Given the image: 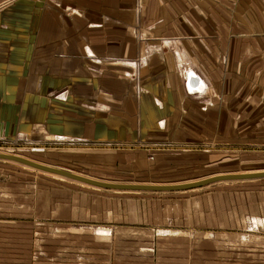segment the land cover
Listing matches in <instances>:
<instances>
[{
    "label": "crops",
    "instance_id": "0c3cea01",
    "mask_svg": "<svg viewBox=\"0 0 264 264\" xmlns=\"http://www.w3.org/2000/svg\"><path fill=\"white\" fill-rule=\"evenodd\" d=\"M41 136L81 171L63 168L106 182L264 171L225 157L264 155V0H0V145ZM23 175L0 185V264H264V243L222 260L198 229H176L222 214L223 228L264 235V177L168 199L156 193L202 187L123 197Z\"/></svg>",
    "mask_w": 264,
    "mask_h": 264
},
{
    "label": "rangeland",
    "instance_id": "374dc122",
    "mask_svg": "<svg viewBox=\"0 0 264 264\" xmlns=\"http://www.w3.org/2000/svg\"><path fill=\"white\" fill-rule=\"evenodd\" d=\"M227 134H230L229 131H226ZM44 136L38 137V141L39 142H32L30 141V143H24V144H19V145H15L16 148L13 145H0V152H4V153H16L22 156H25L27 158H34L37 161H40L41 163L44 164H51L54 166H58V167H69L72 169H77L78 171H81L79 168H73L70 166L69 160H65L66 158H63L66 155H62L61 154V145H57L55 143H51V141L49 140H44ZM226 138L223 137H219L216 138V140L211 143L210 145H213L214 147L216 146V148L220 145H226V146H231L233 144H235L234 142L236 141H228L224 140ZM140 141V140H139ZM138 141V142H139ZM19 143V142H18ZM237 143H245L243 145L247 146V145H255L256 142L250 141V142H238ZM258 143V142H257ZM47 144V145H46ZM29 147V149H28ZM43 148V150H38L36 148ZM239 147V146H238ZM31 148V149H30ZM35 150V152L33 151ZM233 152H229V151H224L221 152V154H227L225 157L226 158H231V156H233V159H228L226 161L228 162V166L229 169H233V170H246V169H256L259 167L264 166V155H260L258 153H255V149H251V148H243V149H232ZM55 152H59V154H56ZM229 154H233V155H229ZM68 157V156H67ZM69 158V157H68ZM33 159V160H34ZM257 160H261L262 162H257ZM12 160H7V159H0V185H6L9 184L10 182L13 183V181H19L21 180V178H24V173H29V175L32 176H36L39 179V182L41 184H47V183H51L50 185L53 184H61V183H65L68 180H73L67 177L62 176L63 178H61V175L59 177H55L51 176L49 174H47L48 172L46 171H42L33 167H30L26 164L21 165L22 163L19 164V162L13 161ZM27 166V167H25ZM91 172H97L100 176L106 177L109 175V172L107 170H99V169H95L94 167H89ZM50 173V172H49ZM20 174V175H18ZM81 174V173H80ZM83 175V174H82ZM167 175H171V173L167 174ZM21 176V178L19 177ZM30 178H32L31 176H28ZM169 177V176H167ZM167 177H161L159 179L162 178H167ZM131 177L126 181H135L133 178L132 180ZM55 182V183H54ZM238 182V181H235ZM85 184V183H84ZM239 183H232V182H221L217 185L211 186V187H202V189H198L197 191H187L186 193H179V192H164V193H159L157 192L156 194H163V195H168V199H176L174 197L178 196L179 194H182L185 196H191V195H197V193H210L212 195H216V197H219V195L224 196L225 192L227 191L228 193L231 191V189H233V186L238 185ZM1 188V187H0ZM112 190H116V189H112ZM121 195H123V197L125 196H131L132 194L134 195H145L147 196V194H155V193H147V191H134V190H119V191H115ZM189 192V193H188ZM1 193V192H0ZM113 194V193H112ZM122 199V198H121ZM211 202H213L211 200ZM215 204H220V212H222V208L224 206V202H216ZM207 205V204H206ZM205 205V206H206ZM237 218H239V215H237ZM223 218H222V214L220 216V214H217V217L215 220L213 219H195L193 223L191 222H184V223H177V226L179 228L176 229H189L190 227L192 228H196L198 229V237L200 238V241H211L208 244L205 243L204 245L201 246V248H205L204 250H208L207 247H211V244L217 243V252L215 257L216 258H223L222 260H226L225 258L228 256H233L234 259L239 258V254L240 252H242V246H244V248L249 247V249H245L244 253L249 252L252 253V251L255 250L256 245L257 244H263L264 243V235L257 232L256 230L254 231H246L245 229H241L243 226L242 225H238L235 224V221L233 220V222L231 223V226L228 228H223V222H222ZM235 224V225H234ZM167 225V224H166ZM169 227H173L172 224H168ZM221 226V227H220ZM249 227V226H248ZM60 231V230H59ZM209 231L213 232L212 235L210 234V239H207L210 233ZM225 232L229 233L231 232L232 235H225ZM104 234H106V232L104 233H99V235L103 236ZM234 234V235H233ZM63 235V234H61ZM85 236V235H83ZM61 238V236H56ZM65 237V236H64ZM75 239H77V241H81V239H78V237H75ZM85 241H90L93 242L92 240H85ZM44 242V241H43ZM45 243V242H44ZM54 242H52L53 244ZM83 243V241L81 242ZM202 244V243H201ZM254 245V248H252L251 246ZM252 248V249H251ZM105 254H109L107 252H105ZM104 254V255H105ZM93 255V254H92ZM202 256H207V252H201ZM56 256V255H55ZM74 257V256H72ZM91 258H95L94 256H92ZM42 260H46V259H42ZM239 260V259H238Z\"/></svg>",
    "mask_w": 264,
    "mask_h": 264
},
{
    "label": "water",
    "instance_id": "95a60500",
    "mask_svg": "<svg viewBox=\"0 0 264 264\" xmlns=\"http://www.w3.org/2000/svg\"><path fill=\"white\" fill-rule=\"evenodd\" d=\"M102 151L104 152V150ZM0 159L16 161L42 171L55 173L90 185L107 188V189H116V190L178 191V190L199 188L223 180H240V179L264 177V171H260V172H246V173L217 174L214 176H210L208 178H204L201 180L188 182L184 184L116 183V182H106L91 177H87L85 175L66 170L62 167L44 164L39 161L12 152L11 153L0 152ZM260 228L264 229L263 226H260Z\"/></svg>",
    "mask_w": 264,
    "mask_h": 264
},
{
    "label": "bare ground",
    "instance_id": "6f19581e",
    "mask_svg": "<svg viewBox=\"0 0 264 264\" xmlns=\"http://www.w3.org/2000/svg\"><path fill=\"white\" fill-rule=\"evenodd\" d=\"M136 32H137V31H136ZM142 34H143V33H142ZM142 56H143V55H142ZM14 141H15V140H14ZM11 162H13V161H11ZM39 162H40V161H39ZM19 164H20V163H19ZM21 165H24V164H21ZM25 167H27V166H25ZM64 169L69 170V169H67V168H64ZM69 171H72V170H69ZM46 172H47V171H46ZM72 172H74V171H72ZM75 173H78V172L75 171ZM47 174H49V175H51V176H54V175H55V177H59V176H60V175L58 176V175H56L55 173H51V172H50V173L48 172ZM52 174H54V175H52ZM79 174H80V173H79ZM61 178H63V177L61 176ZM104 236H106V234H104ZM191 238H192V237H191Z\"/></svg>",
    "mask_w": 264,
    "mask_h": 264
}]
</instances>
